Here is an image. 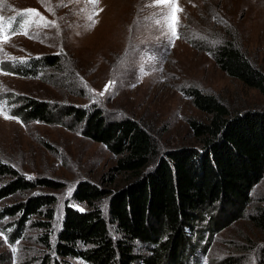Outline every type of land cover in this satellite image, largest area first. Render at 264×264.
<instances>
[{
    "label": "rangeland",
    "instance_id": "rangeland-1",
    "mask_svg": "<svg viewBox=\"0 0 264 264\" xmlns=\"http://www.w3.org/2000/svg\"><path fill=\"white\" fill-rule=\"evenodd\" d=\"M61 3L64 6L58 7ZM176 7L183 9L176 13L178 38L156 23L169 9L156 5L155 0H99L94 7L87 0H0V16L5 18L6 27L9 18L29 8L58 25L33 23L28 32L34 38L16 34L0 44V101L6 103L10 116L18 118L0 116V160L27 177L63 183L57 191L44 189L58 197L55 231L78 181L89 179L119 187L126 176L115 172L118 157L104 144L86 137L70 118L51 123L21 120L16 109L24 98H38L54 106L93 103L111 115L139 118L152 126L164 147L199 145L189 120L207 121L209 115L194 106L191 89L215 94L231 109H264V94L230 77L213 57L215 46L232 40L264 71V0H176ZM93 11L98 15L90 27L88 16ZM53 54L62 57L60 68L42 71L39 77L19 72L20 65L28 60ZM110 81L114 83L108 91L99 95ZM9 179L0 177V185ZM251 196L242 218L205 240L207 249L195 254L199 264H216L230 256L240 257L242 264H259L253 252L244 253L238 246L246 241L263 242L264 236L249 217L258 206H264V178ZM19 199L20 195L0 200V232L7 236V242L0 237V255L5 264H41L46 252L37 240L40 231L28 227L25 238L16 243L8 230L17 218L1 215L5 205ZM216 218L220 225L227 220L222 214ZM55 238L56 233L51 240ZM10 245L17 249L15 253ZM49 252L52 257L56 255ZM196 257L190 264L196 263Z\"/></svg>",
    "mask_w": 264,
    "mask_h": 264
},
{
    "label": "trees",
    "instance_id": "trees-1",
    "mask_svg": "<svg viewBox=\"0 0 264 264\" xmlns=\"http://www.w3.org/2000/svg\"><path fill=\"white\" fill-rule=\"evenodd\" d=\"M213 52L230 77L264 94V71L239 44L226 40ZM61 63L59 54L42 55L21 64L19 72L39 77ZM189 93L209 119L189 120L199 145L175 147H164L141 119L111 115L98 104L54 106L24 98L16 109L21 120L51 123L70 118L86 137L118 157L115 172L126 178L119 187L78 181L55 231L58 197L44 189L57 191L63 183L27 177L0 160V177L10 178L0 185V200L22 197L1 210L2 216L17 218L10 227L11 240L24 239L28 227L40 231L37 240L46 252L41 264H190L199 249H207L205 240L244 216L252 189L264 178V109H231L215 94L198 88ZM218 214L227 218L225 224L218 223ZM249 219L264 236V206ZM262 240L243 242L238 249L253 252L264 264ZM195 261L199 264L197 257ZM0 264H5L2 255ZM216 264H242V259L230 256Z\"/></svg>",
    "mask_w": 264,
    "mask_h": 264
},
{
    "label": "snow or ice",
    "instance_id": "snow-or-ice-1",
    "mask_svg": "<svg viewBox=\"0 0 264 264\" xmlns=\"http://www.w3.org/2000/svg\"><path fill=\"white\" fill-rule=\"evenodd\" d=\"M87 2L94 7L99 3V0H87ZM155 4L160 6H165L169 9L168 12H166L163 15V18L161 20H157L156 23L166 26L169 32L171 33V35L178 38V34L176 32V26L179 23V17L176 15V13L182 12L183 9L176 7V0H155ZM57 6L59 7L64 5L63 3H61L60 5ZM47 10L49 12H54V9L52 7H47ZM95 15H98V12L93 11L88 16V19L92 21V24L89 25L90 27L95 25V20L93 19ZM33 23H36L38 26H43V27H48V26L58 27L55 21H48L47 18L43 17L36 9L29 8V9L20 10L17 16L9 18L7 27L5 26V18L3 16H0V44L9 42L11 39V35H16V34H23L25 36H29V38H34L33 36H30L28 32V28ZM13 25H15L16 27L13 28ZM9 32L11 33L10 35L8 34ZM0 51H2V48H0ZM6 58L11 60L20 59V61L23 62L21 58H15L10 56H6ZM3 74H8V73H3ZM113 83H114L113 81H110L108 85H105L104 91L100 92L99 95L101 96L104 95V92L108 91L109 87ZM0 116H3L5 119L18 120L17 117H13L8 114L6 103L2 101H0ZM70 193H71V189L69 190V195ZM82 210L83 209H81V211ZM8 231L10 232L11 230L9 229ZM0 237H3L4 241L7 242V236H5L3 232H0ZM16 243H19V241H16ZM10 247L12 248L13 253L17 251V249L14 246L10 245Z\"/></svg>",
    "mask_w": 264,
    "mask_h": 264
}]
</instances>
